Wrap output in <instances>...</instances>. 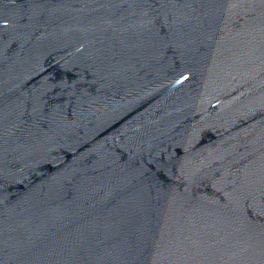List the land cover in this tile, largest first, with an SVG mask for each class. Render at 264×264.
<instances>
[{"label":"water","instance_id":"1","mask_svg":"<svg viewBox=\"0 0 264 264\" xmlns=\"http://www.w3.org/2000/svg\"><path fill=\"white\" fill-rule=\"evenodd\" d=\"M0 264H264V0H0Z\"/></svg>","mask_w":264,"mask_h":264}]
</instances>
